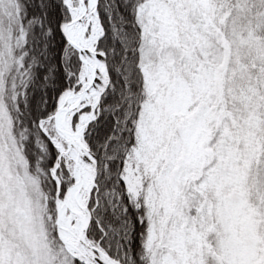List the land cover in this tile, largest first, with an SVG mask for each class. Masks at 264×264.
<instances>
[{
  "label": "snow or ice",
  "instance_id": "1",
  "mask_svg": "<svg viewBox=\"0 0 264 264\" xmlns=\"http://www.w3.org/2000/svg\"><path fill=\"white\" fill-rule=\"evenodd\" d=\"M0 264H264V0H0Z\"/></svg>",
  "mask_w": 264,
  "mask_h": 264
}]
</instances>
